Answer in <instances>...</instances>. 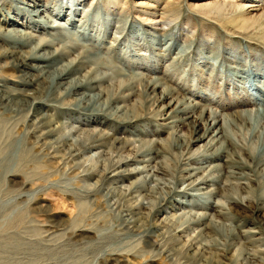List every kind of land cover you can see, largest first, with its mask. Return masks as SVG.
<instances>
[{"label":"rangeland","instance_id":"1","mask_svg":"<svg viewBox=\"0 0 264 264\" xmlns=\"http://www.w3.org/2000/svg\"><path fill=\"white\" fill-rule=\"evenodd\" d=\"M50 1L57 10L62 3L79 7L76 16L64 11L76 21V28L67 26L73 38L66 44L88 33L79 51L99 53V58L91 55V62L94 71L111 77L106 84L110 93L126 81L134 83L136 95L126 100L129 111L137 116L127 123L103 111L50 109L52 124L65 123L64 132L69 134L79 130V141L90 136L94 142L101 130L112 134L111 139H100L110 151L102 167L123 157L135 158L121 166L126 173L143 165L137 156L139 140L156 146L160 152L149 165L156 168L163 183L161 195H170V201L161 208L155 202L148 204L130 230L121 229L122 215L115 201H106L102 191L96 197L89 194L95 190L92 185L97 176L86 178L85 170L67 164L66 150L55 160L35 150L28 155L26 147L32 139L26 125L33 117H8L5 127L0 124V149L12 144L6 156L0 157V264H105L114 253L128 264H264V134L259 138L264 123L260 117L264 115V0ZM65 20L53 19L55 26ZM83 25L87 32L81 29L79 34L77 29ZM30 32L47 38L59 29ZM74 58L70 55L66 60ZM5 64L0 58V67ZM1 71L0 77L12 78L11 71ZM155 80L161 85L154 91L147 88ZM166 91L165 99L157 101ZM177 108H190L191 118L182 119ZM211 114L218 120L208 133ZM179 118L184 123L177 122ZM226 129L231 140L223 147L226 158L201 166L195 177L184 180L182 171L189 163L184 156L217 151L220 146L213 144L214 135ZM177 135L183 140L176 141ZM94 153L99 151L84 158ZM82 162L83 158L77 160ZM141 174L123 179L118 197L144 186L141 177L145 174ZM208 175L211 180L204 191H214L210 195L178 192L184 182ZM191 215L213 216L215 222L206 231L209 238H201L211 254L186 253L198 227L187 223L183 232L175 227ZM85 228L93 231L90 240L78 235ZM145 232L152 237L155 233V241L164 237L162 246L146 248Z\"/></svg>","mask_w":264,"mask_h":264},{"label":"bare ground","instance_id":"2","mask_svg":"<svg viewBox=\"0 0 264 264\" xmlns=\"http://www.w3.org/2000/svg\"><path fill=\"white\" fill-rule=\"evenodd\" d=\"M18 3L17 0H0V58L6 61V64L0 67V71L6 69L12 73V78L4 75L0 77V124H3L5 127L7 122L5 119L11 116V118L20 114H26L27 117L32 116L33 118L28 119V125H26L28 135L30 139H32V145L26 147L28 155L30 153L32 154V152L34 154L35 151H37V154L45 153L47 158L49 157L50 160H55L56 157H59L60 153H64L66 150L67 152L64 160L67 164L72 163L73 167L78 166L77 169L82 168L83 171L85 170L84 176L86 178L98 177L96 183L92 185L95 190L89 194L92 197H96L97 194L102 191L104 192L106 201L109 199L115 201V206L117 210L120 211V215H122L121 229L130 230L131 225L135 222L134 218L144 215L143 211L147 208L146 206L148 204L152 205V203L155 202L158 205L157 207L161 208L167 206L170 201V195H161V185L163 183L157 176L158 171L155 167L151 168L149 165L154 159L153 155L158 154L160 149L139 140L138 142L141 147H137V156L141 158L140 162H143V165L126 173V171L120 170L121 166L129 164V162L132 161L135 162L136 159L123 157L114 162V164L117 163L115 165L102 167L110 151L104 149L105 147L100 143V139L106 141L108 138H113V135L101 130V133L97 136L100 139L93 142L94 138H89L90 136H88V138L85 139L86 141L82 139L79 141L78 138H80V135H77L79 130L72 131V133L74 132L73 134H69V132L65 133V123L62 122L61 125H59V123L58 126L53 125L51 122L52 117H49L47 112L50 109L54 112L55 110H76L84 108L87 111H103L110 115V117H114L121 122L132 123L136 120L137 116L136 113L131 110L130 113L127 98L136 95L134 94V92H136V86H134V83L126 81L123 85L119 84L115 92L110 93L111 90H109L106 84L109 79L111 80V77H106L105 74L98 73L97 70L94 71L93 69L91 55L96 53L93 52L92 49L85 52L79 51L78 47L80 41L88 39V33L86 38L82 36L75 39V42H71L72 44L70 46L66 44V41L72 34V32L67 29V26L69 25V27L76 28V21L72 19L73 16L70 17V15H67V12L64 11L70 10L72 14L76 16L80 10L76 4L66 7L62 3L58 7L59 10H57L54 7L52 8L53 3L50 0H29V2L22 0L20 3L23 5L19 6L17 5ZM13 6H15V8ZM10 12L20 18L22 22L13 18ZM33 16L36 17L37 20L33 19ZM53 19L60 20V22L61 20L65 21L55 26L56 23ZM48 28L55 30L59 29V33H49V37L44 38L30 32L32 29L44 32ZM65 29L67 31L62 32V30ZM81 29L86 30V27L84 25L79 26L77 29L79 34L81 33ZM72 38L73 37L69 38V40ZM70 55H75V58L73 60H66ZM96 57L99 58V53L96 54ZM160 85L161 83L155 80L153 83H149L147 88L154 91ZM142 86L145 88V85ZM126 92L129 93L126 95ZM167 92L168 91L160 95L157 101L158 99L159 101L164 100ZM262 102L264 103V100H262ZM116 103L117 105L114 106ZM189 109L190 108L185 110L177 108L178 113L182 115V119L188 120L191 118L189 116L191 112ZM202 117H204V114L200 118ZM260 117L264 120V115ZM3 120H5V122ZM209 120L212 124L206 125L208 133L211 132L212 125H216L218 118L215 114H211ZM177 122L184 123L181 121V118H179ZM260 131L259 138L261 140L262 134H264V123ZM227 133V129L225 132L217 131L215 133L213 144L216 142L220 146L217 151L196 154L194 155L196 157L193 161H191L190 158L194 156H184V161H189L182 171L185 174L183 176L184 180L195 177L194 173L199 171L201 166L211 161L217 162L226 158L227 155L223 151V147L231 142V140L228 142ZM178 136L179 135H177L176 141L183 140L182 135L180 137ZM205 136H207V134L198 137L196 141L204 139ZM68 142L72 144H68ZM112 142L119 143V140L113 139ZM11 145L12 144L0 149V157L6 156L7 151H10ZM93 150L99 151V153L93 154V159L90 158V156L84 158L86 154L93 153ZM115 157H118V155ZM80 158H83L84 162L79 164L77 160H80ZM261 159L262 158H260V161ZM92 160H94L95 163L91 164L93 167H90L88 164ZM62 161L63 160H61V163ZM96 164L97 166L94 167ZM98 167H101V170H99L100 168L97 169ZM219 167V165H215V168ZM139 173H142L141 175L145 174V176L143 175L141 177V179L144 178V186L128 190L123 198L118 197L119 190L121 189L118 184L121 183L123 179H127V176H136ZM210 180V176L208 175L207 177L204 176L197 180L184 182V186L178 192L191 196L193 194L190 193L193 192L199 194L193 196L210 195V193L214 191H204V185H207ZM120 199L122 200L121 202H119ZM180 209L181 207H174V210ZM212 221L215 222L213 216L203 215L202 217H196L191 215L190 217H186L183 223L175 227V230L178 232L185 231L182 227L187 223L189 226L193 225L198 227L197 234L194 237L195 239L190 242L187 249H185L186 253L191 254L196 251L193 253V256L197 254V251H200L201 254L212 253L210 247L202 245L201 243V238H209L207 237L206 231L210 229ZM51 229H53V227ZM49 230L47 232H49ZM81 231V233L78 234L79 237L82 239H91L92 236L90 234H93L91 229L85 228ZM53 232L55 231L53 230L51 233ZM151 234L152 233L145 232L144 241L146 248L155 249L162 246V244L160 245L159 243H161L164 237H159V240L155 241L154 238L158 236H155L154 233L152 237ZM97 235H99V233ZM171 249L178 250L176 246H173ZM238 250H242V248L240 247ZM261 262L264 263V259H262ZM186 263L187 261L181 264ZM105 264H128V262L120 255L114 253ZM244 264L248 263L244 261Z\"/></svg>","mask_w":264,"mask_h":264}]
</instances>
